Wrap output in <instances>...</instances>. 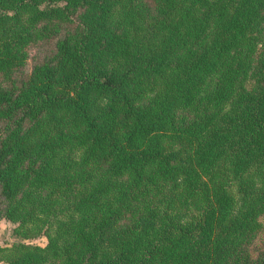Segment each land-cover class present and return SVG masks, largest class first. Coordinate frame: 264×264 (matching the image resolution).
<instances>
[{"label":"trees","instance_id":"16d2710c","mask_svg":"<svg viewBox=\"0 0 264 264\" xmlns=\"http://www.w3.org/2000/svg\"><path fill=\"white\" fill-rule=\"evenodd\" d=\"M3 219L0 264H264V0H0Z\"/></svg>","mask_w":264,"mask_h":264},{"label":"rangeland","instance_id":"374dc122","mask_svg":"<svg viewBox=\"0 0 264 264\" xmlns=\"http://www.w3.org/2000/svg\"><path fill=\"white\" fill-rule=\"evenodd\" d=\"M52 46L50 44H33L29 47V59L27 65L25 67L24 73H29L35 64L42 60L48 53H50ZM14 225L8 222L7 220L3 219L0 222V244H7L13 242L16 237L12 234V229ZM33 242L46 244L47 238L45 236L34 239Z\"/></svg>","mask_w":264,"mask_h":264}]
</instances>
